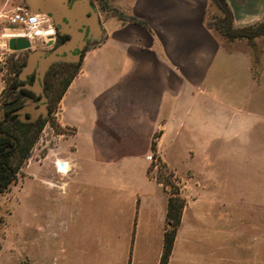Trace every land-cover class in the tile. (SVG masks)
<instances>
[{"label": "crops", "instance_id": "0c3cea01", "mask_svg": "<svg viewBox=\"0 0 264 264\" xmlns=\"http://www.w3.org/2000/svg\"><path fill=\"white\" fill-rule=\"evenodd\" d=\"M223 2L227 13L215 0H102L97 41L59 100L69 132L22 188L37 264H159L168 193L146 155L175 174H199V159L235 140L237 127L252 140L264 108L237 79H252L253 51L221 28L264 21V0ZM202 217L184 206L167 264H236L228 241L211 244V231L190 227Z\"/></svg>", "mask_w": 264, "mask_h": 264}, {"label": "rangeland", "instance_id": "374dc122", "mask_svg": "<svg viewBox=\"0 0 264 264\" xmlns=\"http://www.w3.org/2000/svg\"><path fill=\"white\" fill-rule=\"evenodd\" d=\"M0 1V79L4 86L0 93L1 104L13 94L20 81L25 80L26 75L21 79L19 74L29 54L35 50L48 53L46 42L49 37L33 35L32 31L20 32L9 22L8 17L12 12L26 6L24 0ZM91 1L100 26L102 0ZM47 25L43 22L37 28H45ZM5 33L28 38L30 46L22 50L9 49L10 37H3ZM221 33L227 39L233 38V34L228 35L224 29ZM236 37L248 40L247 48L253 51L254 71L252 79L237 81L242 82V89L246 87L247 100L251 97L254 107L262 104L264 108V31L253 34L250 38ZM95 41L97 39L90 40L89 45ZM225 47L232 48L233 45ZM236 48L245 49V46L237 42ZM67 60L72 64L52 65L47 71L45 86L50 99V114L41 124L28 128L29 137L35 135L28 157L19 162L20 153L14 154L12 166L21 164L6 187L0 190V264L38 262L35 219L31 218L27 222V215L22 211V188L29 181H36L37 167L45 157L50 162L54 159V154L58 153V134L69 132L59 126V100L63 94L60 96V93L63 89L62 82L75 74L79 63L78 58ZM262 70L263 75L260 74ZM238 96V99L242 98L241 95ZM21 130L17 131V136ZM235 133V140L221 142L220 151H215L211 158L199 159L200 163L204 161L206 164L203 167L205 170L199 174L191 171L175 174L153 152L156 160L150 161V174L162 182L164 188L170 187V190L166 189L168 196L172 194L181 199L183 208L185 205H195V213L204 217L200 221L190 222V227L211 231L212 234L207 237L211 244L218 240L228 241L231 247H235L236 264H264V123L253 126L251 141L249 135L245 136L246 133L249 134L248 126L237 127Z\"/></svg>", "mask_w": 264, "mask_h": 264}, {"label": "flooded vegetation", "instance_id": "af4514ba", "mask_svg": "<svg viewBox=\"0 0 264 264\" xmlns=\"http://www.w3.org/2000/svg\"><path fill=\"white\" fill-rule=\"evenodd\" d=\"M75 1L76 0H68L70 8ZM88 1L96 12L92 1ZM87 16L89 15L87 14ZM42 20L48 24L45 27L46 30H51V34H48L49 40L46 42V47L49 50L46 55L50 54L51 50L58 47L60 44L73 40V35L65 31L61 25L57 24L51 15H43ZM61 20L65 24H68L66 18L63 17ZM76 21L77 19H74V22ZM70 28L71 26H68V29ZM78 31L82 36L79 40L75 41L71 53H79L81 56L89 45L90 40L92 39V34L90 33L89 28L84 25H82ZM81 42H84V44L82 45L81 50H78L76 47H78ZM57 55L59 56V54ZM60 57H66L65 52H63ZM59 64L70 65L72 62L68 61L67 58L56 60L49 65L42 78H40L39 72L37 71L39 62L37 61L34 69L26 75L25 80L20 81L19 86L14 89L13 94L1 102L0 137L6 139L8 148H12L17 144L18 130L32 128L39 125L50 114V99L46 91L45 77L47 71L52 65Z\"/></svg>", "mask_w": 264, "mask_h": 264}, {"label": "water", "instance_id": "95a60500", "mask_svg": "<svg viewBox=\"0 0 264 264\" xmlns=\"http://www.w3.org/2000/svg\"><path fill=\"white\" fill-rule=\"evenodd\" d=\"M24 4L34 13L51 15L57 24L61 25L65 31L73 35V40L60 44L48 55L40 50L31 52L25 66L19 74L21 79H24L25 75L34 69L37 61L39 62L37 71L39 72V77L42 78L45 70L52 62L65 58H79L80 54H72L71 50H73L75 41L79 40L82 36L78 31L82 25L89 28L92 34V41L98 37L97 35L100 29L98 17L88 0H76L71 8L69 7L68 0H24ZM63 17L68 20V24L62 22L61 19ZM74 19H77V21L74 22ZM68 26H71V28L68 29ZM83 44L84 42H81L76 48L81 50ZM29 46L30 41L24 36H13L8 39V47L11 50H22ZM63 52H65L66 57H60Z\"/></svg>", "mask_w": 264, "mask_h": 264}, {"label": "trees", "instance_id": "16d2710c", "mask_svg": "<svg viewBox=\"0 0 264 264\" xmlns=\"http://www.w3.org/2000/svg\"><path fill=\"white\" fill-rule=\"evenodd\" d=\"M220 6L221 10L227 13L226 7L224 5L223 0H215ZM226 30L228 35L233 34V36H241L244 38H250L253 34L261 33L264 31V21L245 28L241 29H230L226 28L222 25V28ZM73 77V76H72ZM72 77L65 79L62 82L63 89L61 94L65 91L66 87L70 83ZM40 129V126L38 127ZM29 129H22L20 131V135L18 136L17 144L8 148L6 139L0 137V190L8 184L10 177L16 173L20 164L12 166L11 159L16 153H20V161L22 162L24 159L28 157V152L30 147L33 144L35 135L33 137H29L28 135ZM183 208V201L174 195H169L167 200V211H166V225L164 229V247L162 256L159 264H167L169 255L172 250V245L174 241V237L176 234V230L180 224L181 211ZM1 220V219H0Z\"/></svg>", "mask_w": 264, "mask_h": 264}, {"label": "built area", "instance_id": "2783aa9c", "mask_svg": "<svg viewBox=\"0 0 264 264\" xmlns=\"http://www.w3.org/2000/svg\"><path fill=\"white\" fill-rule=\"evenodd\" d=\"M44 14L34 13L28 7L23 6L19 7L16 11L12 12L11 15L8 17V20L11 24L15 25L18 31L25 32L31 31L37 25L43 23L42 17ZM23 34V33H19ZM146 159L155 162V157L152 153L146 155ZM56 170L58 168L56 167ZM167 190H170V187L166 186Z\"/></svg>", "mask_w": 264, "mask_h": 264}, {"label": "bare ground", "instance_id": "6f19581e", "mask_svg": "<svg viewBox=\"0 0 264 264\" xmlns=\"http://www.w3.org/2000/svg\"><path fill=\"white\" fill-rule=\"evenodd\" d=\"M42 24V23H41ZM38 26V25H37ZM37 26L32 29V34L33 35H37V36H45V35H48L49 34V31H51L50 29L46 30V28H41V29H38ZM51 34V33H50ZM14 35H12L11 33H5L3 34V37H13ZM21 36V35H20ZM17 37V36H16ZM56 167L58 168V170L60 172H65L67 170V164L64 163L63 161L61 160H57L56 161Z\"/></svg>", "mask_w": 264, "mask_h": 264}]
</instances>
